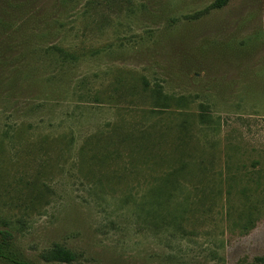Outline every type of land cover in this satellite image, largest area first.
<instances>
[{"label":"rangeland","instance_id":"rangeland-1","mask_svg":"<svg viewBox=\"0 0 264 264\" xmlns=\"http://www.w3.org/2000/svg\"><path fill=\"white\" fill-rule=\"evenodd\" d=\"M217 2L30 0L15 14L49 23L40 51L0 68V231L19 259L47 264L54 245L72 264L264 256V0ZM55 44L78 60L44 55Z\"/></svg>","mask_w":264,"mask_h":264},{"label":"trees","instance_id":"trees-1","mask_svg":"<svg viewBox=\"0 0 264 264\" xmlns=\"http://www.w3.org/2000/svg\"><path fill=\"white\" fill-rule=\"evenodd\" d=\"M29 1L0 0V68H4L8 64H20L22 61L17 58L18 56L13 55L16 52L19 53L20 50H29L32 47L38 51L43 47L42 41L46 39L49 33L47 18H40L37 15L36 19L34 17L31 20L27 18L23 24H20L21 21L15 17V14L22 13L24 10H32ZM228 1L218 0L216 7H222ZM25 30L28 32L25 33ZM44 55L56 59L60 64H70L78 60L75 52L57 44L48 46L46 51L44 50ZM16 73L19 74L20 70H16ZM154 97L152 101L154 110H167L174 101L173 98L164 95L159 89L154 93ZM0 236V260L12 264H32L22 258L19 259L16 255L12 242L13 232L9 229L0 231ZM41 259L47 264H72L78 260V255L61 245H54L41 255ZM253 264H264V256L257 257Z\"/></svg>","mask_w":264,"mask_h":264}]
</instances>
